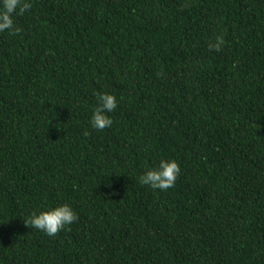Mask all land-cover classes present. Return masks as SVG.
Masks as SVG:
<instances>
[{"label": "trees", "instance_id": "1", "mask_svg": "<svg viewBox=\"0 0 264 264\" xmlns=\"http://www.w3.org/2000/svg\"><path fill=\"white\" fill-rule=\"evenodd\" d=\"M30 3L0 32V264H264V0ZM161 158L175 186L141 185Z\"/></svg>", "mask_w": 264, "mask_h": 264}, {"label": "clouds", "instance_id": "2", "mask_svg": "<svg viewBox=\"0 0 264 264\" xmlns=\"http://www.w3.org/2000/svg\"><path fill=\"white\" fill-rule=\"evenodd\" d=\"M31 8L30 0H0V32L8 31L15 34L19 29L14 23L15 15H22ZM225 40L223 36H217L209 43V47L215 51H221ZM118 107L117 97L114 94L104 92L98 95L97 105L90 116L92 130L102 131L113 124L111 113ZM90 133L85 130L83 133ZM179 163L172 158H161L158 163L147 168L139 176V183L153 190L166 191L175 186L180 174ZM78 220V215L69 203L54 206H45L32 212L25 224L31 228L43 232L47 236H56L60 231L66 230Z\"/></svg>", "mask_w": 264, "mask_h": 264}]
</instances>
